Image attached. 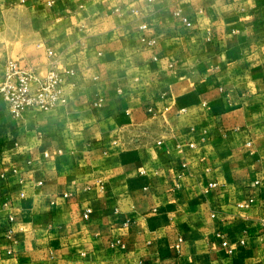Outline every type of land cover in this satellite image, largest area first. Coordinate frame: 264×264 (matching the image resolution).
Here are the masks:
<instances>
[{
    "label": "crops",
    "instance_id": "1",
    "mask_svg": "<svg viewBox=\"0 0 264 264\" xmlns=\"http://www.w3.org/2000/svg\"><path fill=\"white\" fill-rule=\"evenodd\" d=\"M7 61L74 74L0 97V264H264V0H0Z\"/></svg>",
    "mask_w": 264,
    "mask_h": 264
},
{
    "label": "built area",
    "instance_id": "2",
    "mask_svg": "<svg viewBox=\"0 0 264 264\" xmlns=\"http://www.w3.org/2000/svg\"><path fill=\"white\" fill-rule=\"evenodd\" d=\"M174 16L179 17V13H174ZM182 21L186 27H191L186 19H182ZM146 30L145 25L139 27L140 32ZM140 41L147 47H153L155 44L152 39L148 40L145 37H141ZM46 53L49 58L53 54L50 50ZM73 74L70 70L58 72L55 66L51 64L47 73L40 77L35 72L24 69L16 61H7L4 66L3 79L0 81V97L10 117L15 121H19L25 113H43L64 104V78L72 77ZM191 147L193 146L191 145ZM141 174H144V172L142 171ZM215 186L216 184H209V188ZM250 202L248 201L244 205L239 204L238 207H247ZM89 214L90 210H85L82 218L87 220ZM261 223L264 226V218ZM240 244L243 245V241ZM221 246L229 254L232 253L233 248L226 241H222Z\"/></svg>",
    "mask_w": 264,
    "mask_h": 264
}]
</instances>
